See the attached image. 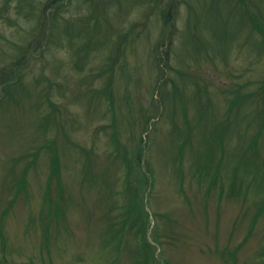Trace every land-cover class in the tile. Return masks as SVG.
<instances>
[{"label": "rangeland", "instance_id": "obj_1", "mask_svg": "<svg viewBox=\"0 0 264 264\" xmlns=\"http://www.w3.org/2000/svg\"><path fill=\"white\" fill-rule=\"evenodd\" d=\"M2 75L0 264H264V0H0Z\"/></svg>", "mask_w": 264, "mask_h": 264}, {"label": "trees", "instance_id": "obj_2", "mask_svg": "<svg viewBox=\"0 0 264 264\" xmlns=\"http://www.w3.org/2000/svg\"><path fill=\"white\" fill-rule=\"evenodd\" d=\"M173 8H174V6L173 7H170V10L172 11L173 10ZM50 9V8H49ZM212 14L213 13H215L214 12V10L212 9ZM222 12H224V11H222ZM169 13L170 12H168V14H167V16H168V19H171L170 17H169ZM197 14V13H196ZM100 18H98V21H97V27H99V33H102V28H104V26L100 23ZM108 23H110V21L108 22ZM96 28V27H95ZM214 29V28H213ZM90 30V29H89ZM89 30L87 29V32H89ZM86 31V30H85ZM218 31H221L220 30V28H218ZM89 45H91V44H89ZM29 52H31V51H27V50H25V52H21V53H19V56H18V62L16 61V63L14 64V67H16L15 69H14V67H12V69L9 71V75H10V77H13L14 76V74H15V71L17 70V68H18V66L22 63V62H29V61H31V59L28 57V53ZM15 62V61H14ZM10 77H7V78H5L4 77V75H2V77H0V91H1V87H2V90H3V93L4 92H7V91H11L13 88H14V86L15 85H17V83L15 82V81H13V80H11L10 79ZM1 79H3V80H1ZM5 97V96H4ZM3 97V98H4ZM5 99V98H4ZM242 113V111L240 112V109L237 111V115L240 117V119H241V116L243 115V114H241ZM233 114L232 113H230L229 114V116L231 117ZM241 115V116H240ZM210 128V127H209ZM211 128H212V126H211ZM213 134H214V132L212 133V136H211V139L210 140H208V138H206L205 139V142L206 143H212V141H213Z\"/></svg>", "mask_w": 264, "mask_h": 264}]
</instances>
